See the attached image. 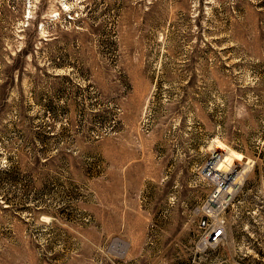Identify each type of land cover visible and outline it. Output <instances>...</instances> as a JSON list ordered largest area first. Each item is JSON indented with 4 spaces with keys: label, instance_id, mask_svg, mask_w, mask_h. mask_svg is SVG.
I'll return each instance as SVG.
<instances>
[{
    "label": "rangeland",
    "instance_id": "rangeland-1",
    "mask_svg": "<svg viewBox=\"0 0 264 264\" xmlns=\"http://www.w3.org/2000/svg\"><path fill=\"white\" fill-rule=\"evenodd\" d=\"M0 264H264V0H0Z\"/></svg>",
    "mask_w": 264,
    "mask_h": 264
},
{
    "label": "bare ground",
    "instance_id": "bare-ground-1",
    "mask_svg": "<svg viewBox=\"0 0 264 264\" xmlns=\"http://www.w3.org/2000/svg\"><path fill=\"white\" fill-rule=\"evenodd\" d=\"M218 150L219 147L216 148V151ZM234 157L240 158L241 156L236 153L231 154L230 152L220 151L218 157L215 158L216 161L211 162L206 167L207 176H212L213 180L221 179L222 181V185H220L222 187L214 194L209 203V207L213 210L217 211L225 200L234 195L246 174L245 168L241 172H238L235 167L226 170L231 165ZM220 171H224V173H219ZM207 242L206 240L205 243Z\"/></svg>",
    "mask_w": 264,
    "mask_h": 264
},
{
    "label": "built area",
    "instance_id": "built-area-1",
    "mask_svg": "<svg viewBox=\"0 0 264 264\" xmlns=\"http://www.w3.org/2000/svg\"><path fill=\"white\" fill-rule=\"evenodd\" d=\"M253 163V162H252ZM210 200V198H209ZM208 200V202H209ZM204 217L205 220L203 222L206 230H208L207 236L204 238L203 241H208V246L212 245H218L221 240H223V237L225 235V226L226 223L224 219L220 218V214L215 215V212L213 209L208 207V203L204 206ZM211 219H215V222H211ZM203 243V242H202Z\"/></svg>",
    "mask_w": 264,
    "mask_h": 264
},
{
    "label": "trees",
    "instance_id": "trees-1",
    "mask_svg": "<svg viewBox=\"0 0 264 264\" xmlns=\"http://www.w3.org/2000/svg\"><path fill=\"white\" fill-rule=\"evenodd\" d=\"M28 26V25H27ZM18 56H22V55H18ZM255 169V171L257 170V166L255 167V165H254V168H253V170Z\"/></svg>",
    "mask_w": 264,
    "mask_h": 264
},
{
    "label": "water",
    "instance_id": "water-1",
    "mask_svg": "<svg viewBox=\"0 0 264 264\" xmlns=\"http://www.w3.org/2000/svg\"><path fill=\"white\" fill-rule=\"evenodd\" d=\"M203 222H204V220H203Z\"/></svg>",
    "mask_w": 264,
    "mask_h": 264
}]
</instances>
